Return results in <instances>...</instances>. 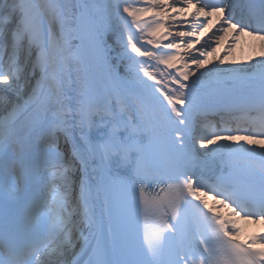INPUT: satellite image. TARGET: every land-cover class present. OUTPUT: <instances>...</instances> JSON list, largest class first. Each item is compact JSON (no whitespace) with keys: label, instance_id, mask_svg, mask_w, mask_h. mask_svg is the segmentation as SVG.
Here are the masks:
<instances>
[{"label":"snow or ice","instance_id":"6c2138e0","mask_svg":"<svg viewBox=\"0 0 264 264\" xmlns=\"http://www.w3.org/2000/svg\"><path fill=\"white\" fill-rule=\"evenodd\" d=\"M251 224L264 0H0V264H264Z\"/></svg>","mask_w":264,"mask_h":264},{"label":"bare ground","instance_id":"6f19581e","mask_svg":"<svg viewBox=\"0 0 264 264\" xmlns=\"http://www.w3.org/2000/svg\"><path fill=\"white\" fill-rule=\"evenodd\" d=\"M224 48H227V44L224 45ZM223 49L221 51V55H223ZM259 54V42L252 41L251 38H244L241 40L240 45L236 48L235 52L232 53L231 56L228 57L225 66H228L233 60L234 61H247L248 57L251 55L253 57L258 56ZM215 63V62H214ZM212 65H209L211 67ZM224 211H228L224 209ZM259 228V230H264V226L251 224L246 227V231L248 232L251 229Z\"/></svg>","mask_w":264,"mask_h":264}]
</instances>
